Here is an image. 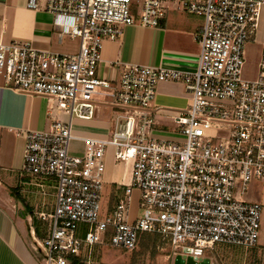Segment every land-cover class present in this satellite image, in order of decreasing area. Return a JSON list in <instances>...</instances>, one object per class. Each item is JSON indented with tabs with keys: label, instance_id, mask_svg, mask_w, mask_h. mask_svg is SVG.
Wrapping results in <instances>:
<instances>
[{
	"label": "built area",
	"instance_id": "obj_1",
	"mask_svg": "<svg viewBox=\"0 0 264 264\" xmlns=\"http://www.w3.org/2000/svg\"><path fill=\"white\" fill-rule=\"evenodd\" d=\"M170 2L203 17L197 70L124 65L119 79H102L104 43L118 41L128 26L161 27ZM27 8L51 14L63 35L80 40L79 52L68 55L6 43L0 33L6 87L45 97L50 117L68 118L53 119L47 131L22 133L23 171L56 187L54 212L42 215L51 220L50 232L35 238L45 263L71 264L101 246L134 252L142 234L158 236L168 259L220 244L256 248L263 205L247 195L264 178V54L257 79L244 80L243 71L264 0H28ZM161 83L185 86L186 106L163 117L176 140L158 136L164 132L156 107ZM102 107L115 114L109 135L75 136L73 121H92ZM76 141L84 143L82 156L71 153ZM111 151L124 181L102 218ZM135 192L143 214L130 222Z\"/></svg>",
	"mask_w": 264,
	"mask_h": 264
},
{
	"label": "crops",
	"instance_id": "obj_2",
	"mask_svg": "<svg viewBox=\"0 0 264 264\" xmlns=\"http://www.w3.org/2000/svg\"><path fill=\"white\" fill-rule=\"evenodd\" d=\"M27 3L28 0H0V33H4L5 42H31L39 51L76 55L80 50V40L63 35L55 26L51 14L31 11ZM166 7L167 17L161 27L128 26L118 41L104 43L100 66L102 79H119L124 65H143L180 72L197 70L201 48L196 35L203 25V17L183 11L175 2L168 3ZM255 36L252 44L263 45L264 10ZM117 61L120 65L115 68L113 65ZM185 106V86L182 83L158 85L157 120L160 122L159 128L164 130L158 133L160 137L170 138L168 132L173 128L163 117L178 113ZM51 117L45 97L20 93L6 87L4 74L0 73V264H46L44 254L34 249L35 238L46 237L50 232L51 220H43L42 215L54 212L56 192L49 208L38 192L32 193V188L43 187L39 181L34 183L36 180H53L34 177L23 171L25 138L22 133L49 130L53 122ZM96 118L92 121L74 120L73 134L81 138H106L110 123ZM76 142L83 145L84 152V143ZM124 172V167L109 157L105 184L117 191L124 181ZM54 189L56 191V187ZM113 193L111 203L114 202ZM247 199L258 203L262 201V197L251 195ZM138 217L130 213L129 221ZM229 246L220 244L213 251L203 252V257L211 259L212 264H264L263 243L259 242L253 249L230 246L229 250L235 251L234 254H227L226 247ZM220 248L226 252L221 253ZM168 255L163 256L164 263L174 264V259H168Z\"/></svg>",
	"mask_w": 264,
	"mask_h": 264
},
{
	"label": "rangeland",
	"instance_id": "obj_3",
	"mask_svg": "<svg viewBox=\"0 0 264 264\" xmlns=\"http://www.w3.org/2000/svg\"><path fill=\"white\" fill-rule=\"evenodd\" d=\"M255 38L256 36H254L251 41L253 42ZM251 41L247 45L246 55H245V67L243 71V78L246 81H252V80L257 79L259 75V70H260L259 66H260V63L262 62V58L264 54V44L254 45L252 44ZM98 115L99 116L96 119H99L101 121H106V122L108 121L109 123L114 125L115 114L113 113L112 110L102 107L100 108ZM171 115L177 116L179 115V113L174 112V113H171ZM57 118L63 122L68 121V118L64 117L62 114H59L58 116L52 115L51 117V119H54V120H56ZM177 132H181V129H177ZM169 135L172 140L177 139L176 135L171 134V133ZM82 148H83V145L81 143L73 142L72 147H71V153L75 154L76 156H82V150H83ZM109 157H112L113 159L112 151ZM36 182L43 185V187L40 188V186H37L36 188H32V191H33L32 193L38 192L40 194L39 196L40 199L44 200L45 203L48 205L47 208H49L53 202L54 194L56 192L54 189L55 183H53L50 180L49 181L36 180L34 183ZM113 191L114 190L110 185L108 184L104 185L103 200H102V218H104L107 215L108 208L112 204L111 200H112ZM250 195L255 198L262 197V201H259L263 205V218H262L259 242L264 244V178L255 179L252 182L250 189L248 190L247 197H249ZM130 213L134 217L137 215L142 216L143 214L141 206H140V196L137 193H135L132 196ZM229 248L230 246L226 247L227 254H229V252L231 254H234L235 251L231 252L230 251L231 249L229 250ZM167 251H168L167 247L165 248V251H162L158 249L157 247L156 253L154 255H148L146 259L141 258L137 260L138 262L136 263L137 264H165L163 261V256L168 254ZM219 251L223 254L226 252L225 250L222 251L221 248ZM204 252L208 253V251H204ZM134 261H135L134 252L112 248L110 246H101V247H95L91 251H87L85 258L81 260V264H134Z\"/></svg>",
	"mask_w": 264,
	"mask_h": 264
},
{
	"label": "trees",
	"instance_id": "obj_4",
	"mask_svg": "<svg viewBox=\"0 0 264 264\" xmlns=\"http://www.w3.org/2000/svg\"><path fill=\"white\" fill-rule=\"evenodd\" d=\"M159 237L152 234H142L140 236L139 247L135 254L134 264H137V260L143 258L146 259L148 255H154L156 253V249L158 247ZM81 258H74L71 264H81Z\"/></svg>",
	"mask_w": 264,
	"mask_h": 264
},
{
	"label": "water",
	"instance_id": "obj_5",
	"mask_svg": "<svg viewBox=\"0 0 264 264\" xmlns=\"http://www.w3.org/2000/svg\"><path fill=\"white\" fill-rule=\"evenodd\" d=\"M174 264H212V262L211 259L203 257L202 252L189 250L176 255Z\"/></svg>",
	"mask_w": 264,
	"mask_h": 264
}]
</instances>
